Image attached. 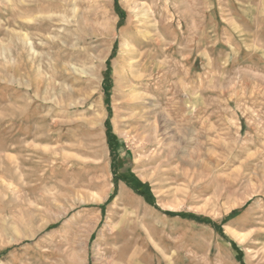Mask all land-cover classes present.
Here are the masks:
<instances>
[{
	"label": "rangeland",
	"instance_id": "374dc122",
	"mask_svg": "<svg viewBox=\"0 0 264 264\" xmlns=\"http://www.w3.org/2000/svg\"><path fill=\"white\" fill-rule=\"evenodd\" d=\"M0 264H264V0H0Z\"/></svg>",
	"mask_w": 264,
	"mask_h": 264
},
{
	"label": "trees",
	"instance_id": "16d2710c",
	"mask_svg": "<svg viewBox=\"0 0 264 264\" xmlns=\"http://www.w3.org/2000/svg\"><path fill=\"white\" fill-rule=\"evenodd\" d=\"M105 95H106V103H108V93L106 92ZM139 184L141 185V183Z\"/></svg>",
	"mask_w": 264,
	"mask_h": 264
},
{
	"label": "bare ground",
	"instance_id": "6f19581e",
	"mask_svg": "<svg viewBox=\"0 0 264 264\" xmlns=\"http://www.w3.org/2000/svg\"><path fill=\"white\" fill-rule=\"evenodd\" d=\"M13 35V34H12ZM13 37V36H12ZM11 38V37H10ZM29 39V38H28ZM24 40V39H23ZM22 47V46H21ZM23 48V47H22Z\"/></svg>",
	"mask_w": 264,
	"mask_h": 264
}]
</instances>
